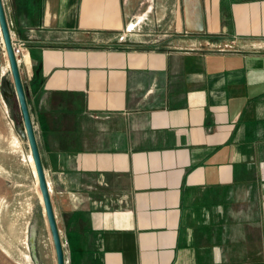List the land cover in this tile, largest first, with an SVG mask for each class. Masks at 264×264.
I'll return each mask as SVG.
<instances>
[{
    "label": "crops",
    "instance_id": "obj_1",
    "mask_svg": "<svg viewBox=\"0 0 264 264\" xmlns=\"http://www.w3.org/2000/svg\"><path fill=\"white\" fill-rule=\"evenodd\" d=\"M2 2L65 264H264V0Z\"/></svg>",
    "mask_w": 264,
    "mask_h": 264
},
{
    "label": "rangeland",
    "instance_id": "obj_2",
    "mask_svg": "<svg viewBox=\"0 0 264 264\" xmlns=\"http://www.w3.org/2000/svg\"><path fill=\"white\" fill-rule=\"evenodd\" d=\"M23 125L0 30V264H57L50 226L38 194L39 183L31 166L32 154L20 131ZM33 231L36 258L31 242ZM63 244L66 249L64 238Z\"/></svg>",
    "mask_w": 264,
    "mask_h": 264
},
{
    "label": "water",
    "instance_id": "obj_3",
    "mask_svg": "<svg viewBox=\"0 0 264 264\" xmlns=\"http://www.w3.org/2000/svg\"><path fill=\"white\" fill-rule=\"evenodd\" d=\"M0 30L2 33L6 54L9 61L10 70L13 77L15 92L19 101L22 117H23V126H20V131L23 134V136L28 140V144L30 147V151L32 154V158L34 161L38 183L40 187V191L42 194V202L44 205V209L46 212V216L48 219V223L50 226L53 243L56 251V258H57V264H65V253H64V246L62 243L61 235L59 233V229L57 226L54 210L52 207L50 194L48 190V185L46 181L45 171L42 164V159L40 155L39 146L37 143L33 123L31 120V116L29 113V107L26 99V93L25 88L20 76L17 56L14 53L13 50V44L12 39L10 35V31L8 28L7 19L4 12L3 2L0 0ZM35 231L32 232L31 235V242H32V249H33V255L36 258V249H35Z\"/></svg>",
    "mask_w": 264,
    "mask_h": 264
},
{
    "label": "built area",
    "instance_id": "obj_4",
    "mask_svg": "<svg viewBox=\"0 0 264 264\" xmlns=\"http://www.w3.org/2000/svg\"><path fill=\"white\" fill-rule=\"evenodd\" d=\"M13 50L16 56H18L22 52V47L19 46L16 42H12Z\"/></svg>",
    "mask_w": 264,
    "mask_h": 264
},
{
    "label": "bare ground",
    "instance_id": "obj_5",
    "mask_svg": "<svg viewBox=\"0 0 264 264\" xmlns=\"http://www.w3.org/2000/svg\"><path fill=\"white\" fill-rule=\"evenodd\" d=\"M31 161H32L33 169H34V174H35V176H36V182H37V185H38L37 173H36V169H35L34 161H33V159H32ZM38 194H39V197L42 198V194H41V191L39 190V188H38Z\"/></svg>",
    "mask_w": 264,
    "mask_h": 264
}]
</instances>
